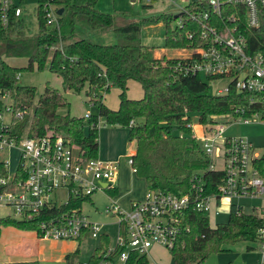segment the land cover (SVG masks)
<instances>
[{
	"label": "trees",
	"instance_id": "1",
	"mask_svg": "<svg viewBox=\"0 0 264 264\" xmlns=\"http://www.w3.org/2000/svg\"><path fill=\"white\" fill-rule=\"evenodd\" d=\"M96 2L38 0L37 31L33 34L26 32L23 16L11 18L6 28L0 23V85L11 92L16 106L29 112L15 123V131L30 135H63L85 158H90L98 155V122L103 118L108 125L127 128L129 141L135 143L133 164L146 190L184 194L190 190L193 176L202 175L206 193L216 192L221 172L209 170V158L187 123H192L193 116L200 126L208 129L225 120L233 123L240 115L261 111L262 96L248 91L237 92L233 88L227 93H213L209 82L216 76L180 71V56L157 57L155 48L141 41L139 21L114 26L116 42L112 44L84 37L85 28L102 31L119 20L118 14L98 10ZM45 3L63 9L57 28L46 24L42 9ZM188 7L193 12L206 9L204 2L191 3ZM232 15L236 16L235 20ZM156 16L163 19L167 49L209 43L201 39L200 25L185 12ZM179 17L182 22L170 28L173 19ZM209 24L218 30L237 26L245 36L248 52H264V9H261L258 27H248L244 8L230 4L222 5L219 11L210 9ZM8 58H25L27 70H33L34 66L38 70L47 67L61 79L64 90L77 94L85 91L88 102L97 106V114L85 118L59 113L58 109L69 103L49 84L33 102L36 88L18 84L21 68L10 64ZM129 80L140 84V98L127 96ZM111 87L119 89L115 109L103 101ZM253 164L264 173V154L256 157ZM1 226H14L36 234L38 230L32 219L8 216L0 217ZM181 226L171 249L174 264H200L210 254L225 250V245L245 240L259 245L263 241L260 233L264 231L263 219L254 212H245L236 203L230 204L224 223L211 226L207 212L188 210L183 214ZM78 252L77 247L73 254ZM65 259V264H78L70 255ZM127 264L149 262L144 256L132 254Z\"/></svg>",
	"mask_w": 264,
	"mask_h": 264
},
{
	"label": "built area",
	"instance_id": "2",
	"mask_svg": "<svg viewBox=\"0 0 264 264\" xmlns=\"http://www.w3.org/2000/svg\"><path fill=\"white\" fill-rule=\"evenodd\" d=\"M154 1L158 0H145L147 4ZM170 1L175 3L178 15L185 12L200 25L201 39L209 42L206 46L179 49L188 51L176 55L182 60L180 71L216 76L215 79L227 78L228 82L214 93H227L233 88L237 92L260 94L261 110H264V52H248L245 36L237 26L218 30L209 24L210 9L219 11L222 5L230 4L244 8L248 27H258L264 0ZM195 2H204L206 9L191 11L188 6ZM42 9L46 24L57 28V6L45 3ZM21 16L25 18L23 0H0L3 28L8 26L11 18ZM231 18L235 20L236 16ZM177 19L182 22L180 17ZM239 110L243 111L242 108ZM258 112L240 115L234 122L248 123L249 117ZM27 114L29 112L24 108L16 106L11 92L0 85V207L8 210V217L32 219L38 227L37 235L42 238L79 242L98 238L99 243L90 257L78 264H127L132 254L144 256L149 262L151 247L161 246L171 251L182 229L183 214L188 210L204 211L209 215L223 197L264 195V176L253 164L258 157L254 145L242 137L224 136L225 124L218 123L209 129L202 127V136H195L209 158V170L221 172L216 192L206 193L202 175H195L190 190L184 194L146 190L142 199L132 200L124 209L114 200L113 193L119 160L107 161L98 155L85 158L63 135L16 132L15 123ZM84 117L89 118L90 113L86 112ZM187 127L192 128V123H187ZM5 153L9 154L8 159L4 157ZM133 154L128 155L127 163L131 172L136 173ZM214 159L220 168L215 166ZM95 192L106 193L109 198V207L104 212L114 218V238L101 230V223L82 212L83 200ZM214 213L218 214L219 210L215 209ZM260 233L263 238L260 247L264 251V231Z\"/></svg>",
	"mask_w": 264,
	"mask_h": 264
},
{
	"label": "rangeland",
	"instance_id": "3",
	"mask_svg": "<svg viewBox=\"0 0 264 264\" xmlns=\"http://www.w3.org/2000/svg\"><path fill=\"white\" fill-rule=\"evenodd\" d=\"M178 3H183L181 0H176ZM145 0H97L96 8L103 12L113 13L120 15L119 20L112 26L102 31H95L85 28L87 30L84 37L89 38L92 41L112 44L116 42V38L113 32V27L129 23L132 21L141 22L140 38L143 44L153 46L155 48L156 55L161 56H176L186 54V50L167 49L165 47L166 30L162 18H158L156 15L160 13L176 14L177 8L175 3L170 0H158L154 1L150 6L145 5ZM38 0H23V8L25 9L26 18V32L35 33L37 31V19L36 9ZM178 19L174 18L170 23V28L178 25ZM226 37V35H224ZM7 61L13 66L20 67L21 73L18 74V84L23 86H34L36 88L34 98L35 102L38 95L46 84L56 88L62 94L65 101L69 103V106H63L58 109L61 114L69 113L71 116L82 117L86 112L97 114V106L88 102L85 91H81L79 94L71 91L64 90L61 85V79L45 67L42 70H38L34 66L33 70H27V60L25 58H8ZM228 82L227 78H219L211 80L209 87L214 93L217 88L223 87ZM127 96L129 98L137 99L142 96V89L138 82L129 80L127 82ZM118 93L119 89L111 87L109 91L104 95V103L109 108L115 109L118 106ZM32 102V103H33ZM248 123L241 121L231 122L224 121L225 132L224 136L230 137H242L249 140L255 147V152L258 156L264 154V110L259 111L257 114L249 117ZM231 122V123H230ZM116 128L115 138L110 134L109 129ZM99 137H98V156L101 158H108L109 155L116 152L123 151L121 153V162L118 170V180L116 187L118 189L116 200L122 208L128 207V200L142 199L146 192V186L143 178L137 173H132L130 165L127 163V157L131 153V150L135 149V143L128 142L127 136L125 137V130L120 129L124 127L111 126L105 123L103 118H99L98 122ZM127 129V128H126ZM112 130H114L112 128ZM192 134L197 138H200L203 134V128L199 125L197 117H192ZM8 155L5 153V158L8 159ZM218 155V153L216 154ZM11 160L13 157L10 156ZM215 166L220 168L221 165L216 162ZM260 173V172H259ZM264 176V173H260ZM109 198L106 193L95 192L89 199L83 200L81 209L84 215L89 219L97 221L102 224L101 230L108 232L112 238L116 235V225L113 224V216L105 214L104 210L109 207ZM231 203L239 204L243 207L245 212H254L263 218L264 222V195L260 197H238L227 198L223 197L218 200L219 213L215 214L214 210H211L208 215L209 224L215 226L217 223H224L227 221L229 207ZM8 210L0 207V217L6 216ZM14 227V226H13ZM16 228V227H14ZM15 233H9L7 228L4 232L0 233V264H3V244L9 241ZM69 242L65 247L57 245V249L47 248L45 254L41 255L45 258L42 261H25L17 262L18 264H65V257L70 255L74 263L87 260L92 254L93 249L98 245V238H86L82 241L67 240ZM48 244V243H47ZM79 244V246H78ZM79 248L78 254H73L76 248ZM225 250L210 254L205 261L200 264H255L258 255L261 254L260 244H256L252 241H239L234 244L225 245ZM252 247V248H248ZM57 256V258L55 257ZM53 257V258H51ZM34 257H30L32 259ZM36 258V257H35ZM149 264H174L172 253L170 250L161 246H153L149 249L148 253ZM13 264V263H5Z\"/></svg>",
	"mask_w": 264,
	"mask_h": 264
},
{
	"label": "crops",
	"instance_id": "4",
	"mask_svg": "<svg viewBox=\"0 0 264 264\" xmlns=\"http://www.w3.org/2000/svg\"><path fill=\"white\" fill-rule=\"evenodd\" d=\"M152 3H149V4L146 3L145 5L150 6ZM175 50H178V49H175ZM155 55H156V52H155ZM156 56L159 57L158 55ZM112 128L114 130H112ZM112 128L109 129L111 130L110 134L113 136L114 139H116L115 138L116 128L114 127ZM120 129L125 130L124 131L125 137L127 136L128 138V130L126 128H120ZM128 142L131 143L133 141H129L128 139ZM134 152H135V149L131 150V153H134ZM121 153H124V152L123 151L116 152L114 154L109 155L108 158H101L100 156L99 157L107 161H118L119 160L121 162V157H120ZM117 193H118V189L116 187L115 195H117ZM132 200H135V199L131 198L128 200V207L130 206V202ZM5 228L9 230V233H15V235H13V237L9 241H6L3 244V253L5 255L2 261L3 264L5 263L18 264L17 262L37 261V260L42 261V260H45V258L42 257L41 255L45 254L46 252L45 250L47 248L52 247L55 250L57 249V245L60 247H65L66 245L69 244L68 241L54 240L50 238H42V237H39L34 231L21 230L18 228H14L13 226H1L0 233H2V231L4 232ZM30 257H34V258L30 259ZM55 257L57 258V256ZM262 262H264V251H261V254L258 255V258L256 259L255 264H262Z\"/></svg>",
	"mask_w": 264,
	"mask_h": 264
},
{
	"label": "water",
	"instance_id": "5",
	"mask_svg": "<svg viewBox=\"0 0 264 264\" xmlns=\"http://www.w3.org/2000/svg\"><path fill=\"white\" fill-rule=\"evenodd\" d=\"M62 12H63V9H62V8H60V9H57V14H58V15H61V14H62Z\"/></svg>",
	"mask_w": 264,
	"mask_h": 264
}]
</instances>
